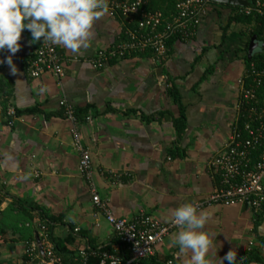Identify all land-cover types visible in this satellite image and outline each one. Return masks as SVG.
<instances>
[{"label": "crops", "instance_id": "crops-1", "mask_svg": "<svg viewBox=\"0 0 264 264\" xmlns=\"http://www.w3.org/2000/svg\"><path fill=\"white\" fill-rule=\"evenodd\" d=\"M230 14L223 7L219 15L211 11L195 39H175L161 62L143 52L96 68L90 58L118 41L121 28L105 13L95 21L87 49L73 53L53 44L63 58L60 77H29L25 65L32 53L23 56L26 48L19 41L20 50L12 58L16 73L0 65L1 261H18L24 242L36 240L40 224L47 226L64 256L86 245L122 252L104 213L91 201L89 182L78 168L73 125L62 115L60 100L74 109L87 108L92 117L86 122L81 116L79 138L90 155L98 196L116 218L143 211L167 223L176 208L211 192L208 159L231 136L246 109L243 94L264 93V80L255 89V65L247 63L253 35L246 25H228ZM22 34L33 52L41 39L32 41L27 30ZM258 51L264 47L254 53ZM168 85L177 88L178 102L167 94ZM7 106L19 114L7 117ZM180 108L184 122L176 127ZM108 171L122 176L112 183ZM202 211L209 216L204 231L212 241L210 264H227L221 260L229 252L238 264L247 250L264 241V207L211 204L198 213ZM181 230H170L143 264L167 259L189 264L192 253L172 244ZM249 264H264V247L263 260Z\"/></svg>", "mask_w": 264, "mask_h": 264}, {"label": "built area", "instance_id": "built-area-1", "mask_svg": "<svg viewBox=\"0 0 264 264\" xmlns=\"http://www.w3.org/2000/svg\"><path fill=\"white\" fill-rule=\"evenodd\" d=\"M110 18H116L120 25L119 39L112 46L96 51L90 58L92 66L99 68L108 61L124 59L143 52L151 53L152 57L161 62L167 54L166 41L171 36L179 40L191 41L197 34L202 17L207 13L209 0H178L173 14L164 17L160 11H151L147 8L149 0H106ZM245 7H239L238 14L259 17L258 25L262 34L258 41L264 43V0H247ZM254 22L246 25L251 31ZM0 59H3L2 57ZM62 56L51 42H43L33 50L31 58L26 64V73L31 78L42 74H53L56 77L63 75ZM257 77L254 88L262 87L264 69L252 68ZM252 89V88H251ZM246 110L249 111L243 124L247 137L243 138L234 124L231 136L223 145L210 156L207 167L214 186L211 192L201 200L195 201L199 205L197 212L205 206L220 204L225 206L246 205L253 210L264 207V152L253 156V150L261 146L264 139V93L261 104H257L259 96L256 93L243 94ZM60 106L65 109L66 117L73 127V146L79 153L78 168L81 175L89 182L91 201L94 206L104 213L106 221L110 224L115 238L125 249L124 252L112 253L103 247L94 248L90 245L80 247L69 256L59 252L50 240L46 231L47 226L40 224L36 240H27L23 244L22 256L14 263L0 260V264H143V260L155 253L157 243L170 230L176 228L170 220L161 223L143 211H139L130 218H116L102 201L92 181V168L89 152L80 142L79 132L72 107L64 100ZM241 105V104H240ZM245 106V107H246ZM5 115L13 118L15 109L11 106L5 108ZM91 115L85 117L91 122ZM129 176L128 172L123 173ZM122 173L108 171L107 178L112 183L119 181ZM1 188V187H0ZM2 191L0 190V195ZM252 245V242H249ZM97 258L90 262L91 258ZM160 264H175L173 259H167Z\"/></svg>", "mask_w": 264, "mask_h": 264}, {"label": "clouds", "instance_id": "clouds-1", "mask_svg": "<svg viewBox=\"0 0 264 264\" xmlns=\"http://www.w3.org/2000/svg\"><path fill=\"white\" fill-rule=\"evenodd\" d=\"M107 11L106 0H0V51L10 53L0 59V65L7 64L16 73L12 57L20 50L24 30L30 32L32 41L43 38L73 53L87 49L95 21ZM198 207L195 202L184 203L173 211L172 223L182 230L172 244L192 253L189 264H210L207 255L212 241L204 231L209 216L198 213ZM221 261L233 264V254L229 252Z\"/></svg>", "mask_w": 264, "mask_h": 264}, {"label": "trees", "instance_id": "trees-1", "mask_svg": "<svg viewBox=\"0 0 264 264\" xmlns=\"http://www.w3.org/2000/svg\"><path fill=\"white\" fill-rule=\"evenodd\" d=\"M178 0H149L148 4H147V8L151 11H160L164 17L169 18L170 15L173 14L174 11V7L175 4ZM228 8L231 10V14L229 15V19H228V25L229 24H243V25H248L251 24L252 21L254 22L253 26H252V30H246V32L249 34V36L251 37L252 35L257 36L258 38H260V35L262 34V28L258 25V22H261L260 18L255 16L252 17L251 15L247 16L244 14H238L237 12L239 11V7H232V6H227V5H220V4H216V3H212L210 2L207 5V13L202 17L201 22H200V26L199 29L202 25L203 20L205 19V17H208V14L212 11L217 12V15H219V9L221 8ZM198 29V31H199ZM197 31V33H198ZM197 35V34H196ZM195 35V37H196ZM195 37H193V39L191 41H193L195 39ZM176 36H171L167 39L166 41V47H167V53H168V49L170 48V44L171 42L175 41ZM179 40V39H178ZM184 41V40H183ZM189 41V42H191ZM135 56V55H132ZM31 58V57H30ZM249 60H247V63H253L255 65V69L257 70H261L264 69V51H258L256 53H254L253 56H251L250 58H248ZM25 65V64H24ZM26 67V65H25ZM169 88L167 90V94L172 97V99L175 102H178L180 99V95L178 93L177 88L175 87V85H168ZM263 93H258L259 96V100H257V104H261V98ZM261 95V96H260ZM247 108V106H246ZM62 109V115L66 117V113H65V109L63 106H61ZM87 108L85 109H74L73 110V115L75 116L76 120L80 123L81 120V116L83 117V119H85V117L87 116ZM28 111V110H27ZM249 111L246 110L245 108H243V110L240 112L239 114V118H238V123H237V129L240 131L241 136L243 138L247 137V133L243 130V124L245 123L247 116H248ZM16 114L18 115L19 113L16 112ZM184 122V112L183 110L180 108V116L178 119H176L175 121V126L179 127L180 124L183 125ZM261 146H258L255 150H253V156L259 157L263 152H264V139H262L261 141ZM34 207H32L31 209H33ZM121 245V249L122 252L125 251L123 245L120 243ZM263 247H264V241L261 240L259 242V244L254 247L251 248L249 250H247L244 255L242 260L238 263V264H249L251 262L254 261H262L263 260ZM104 250H108V247H103ZM111 252V251H109ZM97 258H91L90 262L96 261ZM164 261V260H163Z\"/></svg>", "mask_w": 264, "mask_h": 264}, {"label": "water", "instance_id": "water-1", "mask_svg": "<svg viewBox=\"0 0 264 264\" xmlns=\"http://www.w3.org/2000/svg\"><path fill=\"white\" fill-rule=\"evenodd\" d=\"M209 1L212 3H216V4H220V5H227V6H232V7H245L248 4L247 0H209ZM20 40H21V45L26 48V50H24L23 56H27L30 53H32V47L30 46V43H29L30 41H27L26 37L22 33H21ZM262 46H264V43L258 41L256 39V36L253 35L249 41V45H248V49H247V57L250 58L251 55L254 53V50L260 49ZM8 55H10V53H8L6 50L5 54H4V58ZM12 58H14V57H12Z\"/></svg>", "mask_w": 264, "mask_h": 264}, {"label": "rangeland", "instance_id": "rangeland-1", "mask_svg": "<svg viewBox=\"0 0 264 264\" xmlns=\"http://www.w3.org/2000/svg\"><path fill=\"white\" fill-rule=\"evenodd\" d=\"M261 95H262V94H261ZM261 95H260V96H261Z\"/></svg>", "mask_w": 264, "mask_h": 264}]
</instances>
